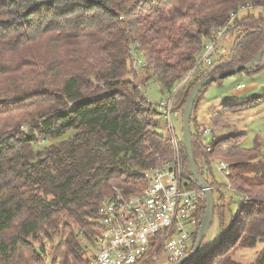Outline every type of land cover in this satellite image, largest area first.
<instances>
[{
    "label": "trees",
    "instance_id": "16d2710c",
    "mask_svg": "<svg viewBox=\"0 0 264 264\" xmlns=\"http://www.w3.org/2000/svg\"><path fill=\"white\" fill-rule=\"evenodd\" d=\"M248 4L264 8V0H0V264H46L49 255L59 264L84 263L86 245L101 233L99 208L113 186L127 196L138 194L146 186L142 173L175 157L174 141L153 130L157 109L141 85L155 78L170 94L175 91L211 32ZM236 24L244 31L228 56L198 70L181 111L200 81L248 65L263 49V18L249 11ZM134 43L146 63L144 81L131 58ZM261 72L264 56L240 73ZM209 86L198 96L191 127ZM70 132L75 136L36 151L39 138L57 140ZM202 137L193 134L192 149L198 174L219 195L221 240L189 264H264L259 146L244 148L245 133L208 145ZM177 145L189 187L200 189L183 139ZM214 159L230 163L229 182L238 195L229 202L214 178ZM235 203L237 213L224 228ZM206 210L204 197L200 230ZM260 244L255 261L237 259Z\"/></svg>",
    "mask_w": 264,
    "mask_h": 264
},
{
    "label": "built area",
    "instance_id": "2783aa9c",
    "mask_svg": "<svg viewBox=\"0 0 264 264\" xmlns=\"http://www.w3.org/2000/svg\"><path fill=\"white\" fill-rule=\"evenodd\" d=\"M253 10L264 12V8L248 4L233 13L224 28L211 32V39L196 66L181 74L180 87L196 80L200 68L211 67L230 53L224 49V42L231 34L239 36L243 32L236 20ZM130 53L135 67L146 66L140 43L132 44ZM171 99L161 103L159 109L172 125L173 118L179 114L174 112V100ZM174 143L178 149L177 141ZM176 155L172 162L142 173L146 186L138 194L127 196L122 188L113 186L112 197L106 199L98 211L101 233L93 244L88 245L90 249L86 250L83 264H156L163 257L168 264H177L193 253L200 234L199 210L205 191L189 187ZM213 166L229 180L230 163L218 159L213 161ZM46 264L59 263L50 259Z\"/></svg>",
    "mask_w": 264,
    "mask_h": 264
},
{
    "label": "rangeland",
    "instance_id": "374dc122",
    "mask_svg": "<svg viewBox=\"0 0 264 264\" xmlns=\"http://www.w3.org/2000/svg\"><path fill=\"white\" fill-rule=\"evenodd\" d=\"M248 12L243 14V16H245ZM251 13H253L257 18L264 19L263 11H251ZM242 29L244 31V28ZM236 37L237 36L235 34H231V36H229L224 42V49H227L230 52L233 48ZM135 68L136 72L140 74L142 81L146 80L148 77L146 71L144 70L146 69V66L141 68L137 66ZM194 81L195 80H190L180 87L182 83L181 80L177 89L171 94L164 90L162 84H160V82L155 78H152L146 86L141 85L142 94L145 96L146 100L157 109L155 127L153 130L160 136L172 139L174 142L177 141L178 143L182 141L184 110L181 111V108L183 107L186 94ZM256 97L258 98L255 99ZM171 98L174 100L173 110L175 113L179 114L177 117L173 118L172 125L167 121L163 112L159 109V105L161 103L166 102ZM248 99H250V104L248 106H242V104ZM193 119L194 124L192 125L191 130L193 134H202V140L205 141L206 145H208L214 138H225L245 133L246 139L243 143V147L246 149H252L259 146L260 160L264 161V72L254 76L239 73L229 76L226 79H222L220 82L217 81L212 83L204 94V99L200 102ZM74 136L75 133L70 132L65 137L57 140H45L39 138L35 144V149L36 151H43L48 146L56 145ZM179 150V148H175V154H178L176 155V160L180 163L179 165H182L181 167H183V157ZM215 160L218 159H214V161ZM200 164L202 166L204 165L201 162ZM213 171L214 178L222 184V191L225 195V199L229 202L231 198L237 196L238 194L235 193L232 188L229 189V180H225L223 176L216 171L214 166ZM215 198H219V195L216 194ZM216 199L215 201L217 202ZM234 200L237 203V200ZM236 203L231 205L230 209L227 210L224 216V228L230 225L232 214L237 213L238 206ZM220 240L221 222L218 216H214L213 225L203 241L201 250H210ZM53 246L54 245L51 244L47 246L48 253L51 251ZM86 247L87 249H90V246L86 245ZM262 248L263 245L260 244L254 250L239 252L237 259L243 263L253 262L256 260ZM49 256L50 257H48L47 260L52 259L51 255ZM156 264H168V262H166L163 257Z\"/></svg>",
    "mask_w": 264,
    "mask_h": 264
},
{
    "label": "water",
    "instance_id": "95a60500",
    "mask_svg": "<svg viewBox=\"0 0 264 264\" xmlns=\"http://www.w3.org/2000/svg\"><path fill=\"white\" fill-rule=\"evenodd\" d=\"M263 56H264V47L260 51V53L253 59V61L249 63L248 65L237 67L234 70L226 74H223L221 76L211 77V78H207V79L200 81L196 85V87L193 89L192 93L189 96V99L187 101V104L185 106L184 113H183V144L187 148V152L189 156V163H190V170L193 176V180L196 183H198L200 187L205 191V197L207 201V210H206V215L204 218V224L200 230L199 238H198V241H197V244H196V247L193 253H191L186 259H183L177 264H189L197 260L201 256V249H202L203 241L207 233L209 232L210 228L213 225L214 216H215V203L216 202H215V196H214L213 190L208 185L206 180L198 174L196 162L194 159L193 149H192L193 134L191 130V119H192L194 107L197 103L198 96L202 93L204 88H206L207 86L211 85L214 82H217L229 76L236 75L242 71H250L251 69H253L260 63Z\"/></svg>",
    "mask_w": 264,
    "mask_h": 264
}]
</instances>
